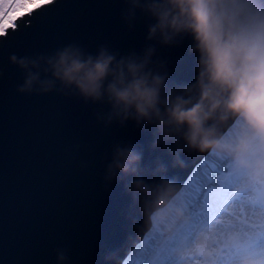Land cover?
Segmentation results:
<instances>
[{
	"label": "water",
	"instance_id": "1",
	"mask_svg": "<svg viewBox=\"0 0 264 264\" xmlns=\"http://www.w3.org/2000/svg\"><path fill=\"white\" fill-rule=\"evenodd\" d=\"M42 4L31 8L30 23L18 19V27L0 37V264H122L152 225V213L210 150L189 149L155 126L108 124L98 118L110 110L107 104L86 103L58 81L48 92H21L27 70L12 57L37 60L44 79L51 77L43 71L46 59L70 45L127 55L154 44L153 59L166 62L169 84H179L195 79L196 55L188 50L190 39L177 46L148 41L152 20L139 10L126 20L128 0ZM117 144L143 152L137 177L105 179ZM137 178L144 185L135 192ZM254 184L264 201V180Z\"/></svg>",
	"mask_w": 264,
	"mask_h": 264
},
{
	"label": "clouds",
	"instance_id": "2",
	"mask_svg": "<svg viewBox=\"0 0 264 264\" xmlns=\"http://www.w3.org/2000/svg\"><path fill=\"white\" fill-rule=\"evenodd\" d=\"M128 3L126 20L138 10L152 20L148 41L177 46L191 40L188 50L197 60L194 80L169 84L166 62L153 59L154 44L127 55L106 46L92 54L70 45L46 59L43 71L50 78H41L37 60L13 56L27 70L19 90L48 92L58 81L86 103L107 104L110 110L98 118L108 124L155 126L161 136L182 140L189 149L212 150L238 166L252 165L264 179V0ZM142 161L143 152L136 146L117 144L105 179L137 177ZM143 185L140 178L131 181L135 192ZM175 212L180 215L182 210L177 207ZM59 259L66 257L61 253ZM240 264H264V253L249 251Z\"/></svg>",
	"mask_w": 264,
	"mask_h": 264
},
{
	"label": "rangeland",
	"instance_id": "3",
	"mask_svg": "<svg viewBox=\"0 0 264 264\" xmlns=\"http://www.w3.org/2000/svg\"><path fill=\"white\" fill-rule=\"evenodd\" d=\"M48 1L26 0L27 8L18 9L16 15ZM214 164L222 165V175L230 177L231 197L211 195L212 188L219 189L220 178L216 176L217 183L199 197L201 202L206 197L213 200L214 211L197 215L188 184ZM255 179H260L259 173L252 165L238 166L232 158L210 150L180 190L152 213V225L122 264H240V258L249 251L264 253V245L253 240L255 233L264 227V201L258 199ZM177 207L182 210L180 215L175 212ZM248 240L250 245L234 247Z\"/></svg>",
	"mask_w": 264,
	"mask_h": 264
},
{
	"label": "snow or ice",
	"instance_id": "4",
	"mask_svg": "<svg viewBox=\"0 0 264 264\" xmlns=\"http://www.w3.org/2000/svg\"><path fill=\"white\" fill-rule=\"evenodd\" d=\"M50 2V0H49ZM6 5V6H5ZM41 4H36V8H40ZM27 8L26 0H0V37H6L9 35L8 30H15L18 25L16 21L23 15H31L33 11L31 8L28 9L27 13L21 12L20 15H16L18 9ZM26 23V21H22ZM222 165L214 164L207 171L199 174V178L193 180L188 184L189 188L192 189L193 196V207L194 212L199 214H207L214 211V201L209 198H204L203 202L199 198L203 192H206L211 188L212 185L217 183L216 176H219V189L212 188L211 195L222 196L225 199L231 197L229 188L230 177L222 175ZM253 240L256 243L264 245V227L255 233Z\"/></svg>",
	"mask_w": 264,
	"mask_h": 264
},
{
	"label": "trees",
	"instance_id": "5",
	"mask_svg": "<svg viewBox=\"0 0 264 264\" xmlns=\"http://www.w3.org/2000/svg\"><path fill=\"white\" fill-rule=\"evenodd\" d=\"M50 1H52V0H50ZM43 5V4H42ZM41 5V6H42ZM35 9V8H34ZM33 10V9H32ZM22 21H26V23H22ZM19 22H20V24H28V23H30L31 21H30V16L29 15H23V16H21V18L19 19ZM158 255V252H156L155 253V257ZM153 260H154V258H152V259H150L149 260V263H152L153 262Z\"/></svg>",
	"mask_w": 264,
	"mask_h": 264
},
{
	"label": "flooded vegetation",
	"instance_id": "6",
	"mask_svg": "<svg viewBox=\"0 0 264 264\" xmlns=\"http://www.w3.org/2000/svg\"><path fill=\"white\" fill-rule=\"evenodd\" d=\"M186 181V180H185Z\"/></svg>",
	"mask_w": 264,
	"mask_h": 264
}]
</instances>
